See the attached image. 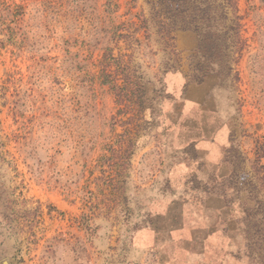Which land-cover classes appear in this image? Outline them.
I'll return each instance as SVG.
<instances>
[{
  "label": "rangeland",
  "instance_id": "374dc122",
  "mask_svg": "<svg viewBox=\"0 0 264 264\" xmlns=\"http://www.w3.org/2000/svg\"><path fill=\"white\" fill-rule=\"evenodd\" d=\"M235 1L239 35L197 51L146 0H0V264H142L183 198L264 264V0Z\"/></svg>",
  "mask_w": 264,
  "mask_h": 264
},
{
  "label": "crops",
  "instance_id": "0c3cea01",
  "mask_svg": "<svg viewBox=\"0 0 264 264\" xmlns=\"http://www.w3.org/2000/svg\"><path fill=\"white\" fill-rule=\"evenodd\" d=\"M225 209L220 199H172L157 222L133 236L131 250L142 264H241Z\"/></svg>",
  "mask_w": 264,
  "mask_h": 264
},
{
  "label": "trees",
  "instance_id": "16d2710c",
  "mask_svg": "<svg viewBox=\"0 0 264 264\" xmlns=\"http://www.w3.org/2000/svg\"><path fill=\"white\" fill-rule=\"evenodd\" d=\"M146 3L165 31L195 33L197 51L217 50L228 38L237 37L242 26L235 0H146ZM114 86L119 88L117 84ZM121 88H125V83Z\"/></svg>",
  "mask_w": 264,
  "mask_h": 264
}]
</instances>
